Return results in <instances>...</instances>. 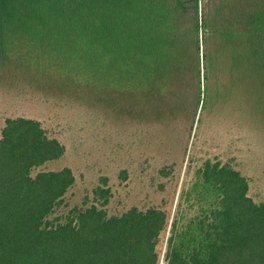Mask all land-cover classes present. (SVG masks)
Masks as SVG:
<instances>
[{
	"label": "trees",
	"instance_id": "1",
	"mask_svg": "<svg viewBox=\"0 0 264 264\" xmlns=\"http://www.w3.org/2000/svg\"><path fill=\"white\" fill-rule=\"evenodd\" d=\"M200 43L209 50L202 59ZM23 49L18 61L12 53ZM0 59L35 69L31 61L47 62L54 83L63 82L53 74L87 72L96 92L101 75L105 90L115 76L135 105L155 96L165 122L185 93L196 112L213 69L240 82L243 97L259 88L264 97V0H0ZM64 153L39 121H4L0 264H159L166 213L108 216L105 178L89 207L52 218L74 176L33 173ZM164 249L166 264H264V203L248 197L247 180L228 163L207 160L180 197Z\"/></svg>",
	"mask_w": 264,
	"mask_h": 264
},
{
	"label": "rangeland",
	"instance_id": "2",
	"mask_svg": "<svg viewBox=\"0 0 264 264\" xmlns=\"http://www.w3.org/2000/svg\"><path fill=\"white\" fill-rule=\"evenodd\" d=\"M199 50L200 59L209 52L201 43ZM23 52L12 54L20 61ZM15 61L0 59V132L6 119H33L41 123L48 137L63 145V157L33 173L69 168L74 176L75 183L53 219L65 217L71 208L89 207L93 189L105 178L111 191L105 208L108 216H119L131 208L166 213L162 264L166 263L164 248L180 197L205 161L228 163L247 180L248 197L256 204L264 203L261 88L253 92L254 97H243L240 82L213 69L208 80L201 79L203 93L196 112L195 100L185 93L184 102H177L170 112L172 120L163 122L164 115L154 112L159 104L155 96H146L137 106L115 76L108 83L112 82L111 90H105L101 75L96 92L94 76L87 72L56 73L54 78L63 83H54L51 73L42 71L47 62L31 61L37 63L35 69ZM257 100L259 109L254 108Z\"/></svg>",
	"mask_w": 264,
	"mask_h": 264
},
{
	"label": "water",
	"instance_id": "3",
	"mask_svg": "<svg viewBox=\"0 0 264 264\" xmlns=\"http://www.w3.org/2000/svg\"><path fill=\"white\" fill-rule=\"evenodd\" d=\"M162 264H166V263H162Z\"/></svg>",
	"mask_w": 264,
	"mask_h": 264
}]
</instances>
